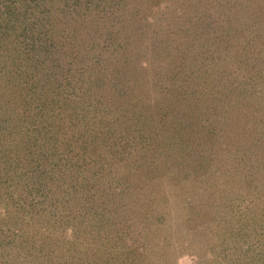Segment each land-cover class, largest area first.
<instances>
[{
    "label": "trees",
    "instance_id": "16d2710c",
    "mask_svg": "<svg viewBox=\"0 0 264 264\" xmlns=\"http://www.w3.org/2000/svg\"><path fill=\"white\" fill-rule=\"evenodd\" d=\"M263 106L264 0H0V264H264Z\"/></svg>",
    "mask_w": 264,
    "mask_h": 264
},
{
    "label": "rangeland",
    "instance_id": "374dc122",
    "mask_svg": "<svg viewBox=\"0 0 264 264\" xmlns=\"http://www.w3.org/2000/svg\"><path fill=\"white\" fill-rule=\"evenodd\" d=\"M197 1V0H196ZM193 3V2H192ZM153 14V13H152ZM134 17H139V16H134ZM153 26H154V24H153ZM152 26V27H153ZM143 28V27H142ZM141 31L140 32H145L146 33V38L147 37H149L150 36V34H151V29H150V27H149V25H146V27L144 28V29H140ZM149 31V32H148ZM147 32H148V34H147ZM253 105V104H252ZM264 107V106H263ZM257 115H255V117H256ZM261 118H259V120L256 122V124L258 125V126H260V125H262V126H264V115L263 114H261V116H260ZM219 120H218V123H220V124H227V123H229V118L228 119H226V118H224L223 116H222V114H219V116L217 117ZM232 123H230V125L229 126H227V127H229V128H231L232 126ZM231 130V129H230ZM227 131H229V130H227ZM240 147H245V146H241V145H239ZM246 147H248L247 145H246ZM186 184V183H185ZM185 184H182L183 186H185ZM251 213V212H250ZM250 213H248V214H250ZM247 214V216H249ZM180 215V216H179ZM173 218H171V221H172V228H170L169 230L170 231H172V232H174L173 233V235L171 236V235H169L168 234V236L167 235H164V234H162L163 236H159V237H181L182 239H181V241L183 240V239H186V238H184V237H188L187 236V234L188 233H184V232H182V230H185L186 232H187V228H185L184 226H183V223H184V225H186L185 224V218H184V216L182 215V214H178V215H175V217L174 216H172ZM243 220V219H242ZM243 221H245V220H243ZM257 226V225H256ZM175 229H177V230H175ZM259 229L261 230V228L259 227ZM259 229H258V231H259ZM191 232H189V234H190ZM191 236L190 237H193V232L190 234ZM221 239V237H215L214 239ZM174 239V238H173ZM158 240H156L155 242H157ZM202 241V240H201ZM183 243H184V245L185 246H187V244L189 243L190 244V241L189 240H184L183 241ZM199 243V242H198ZM202 244H203V242H201ZM214 244H218L215 248V251L213 252V254L211 253V254H209V255H207V257H205V259L207 258L208 260H211V259H214L215 257H216V254L217 253H220V249H222V247H223V244H219V243H214ZM197 245H199V244H197ZM209 245H213V244H209ZM172 247H175V246H172ZM200 247V246H199ZM203 250V248H199L198 249V246H197V248H196V250H194V249H191V250H194V252L193 253H186V254H180L179 255V253H178V255H179V257L177 258L176 257V262H175V264H200V261H198V259L200 260L201 259V256H198V254H197V250H198V252H200V250ZM212 250V249H211ZM231 251V250H230ZM160 252H162V251H160V250H158V253H160ZM164 253V252H163ZM243 253V251H241V253H240V255ZM173 256V255H172Z\"/></svg>",
    "mask_w": 264,
    "mask_h": 264
}]
</instances>
